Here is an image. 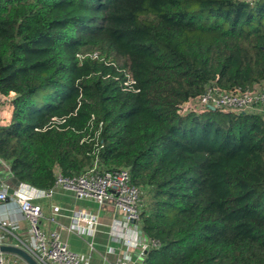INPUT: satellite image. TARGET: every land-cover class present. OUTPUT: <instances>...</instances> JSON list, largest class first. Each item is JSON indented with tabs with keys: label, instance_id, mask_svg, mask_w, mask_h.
Masks as SVG:
<instances>
[{
	"label": "trees",
	"instance_id": "obj_1",
	"mask_svg": "<svg viewBox=\"0 0 264 264\" xmlns=\"http://www.w3.org/2000/svg\"><path fill=\"white\" fill-rule=\"evenodd\" d=\"M211 82L264 84V0H0V158L39 189L127 168L142 264H264V119L179 112Z\"/></svg>",
	"mask_w": 264,
	"mask_h": 264
},
{
	"label": "built area",
	"instance_id": "obj_2",
	"mask_svg": "<svg viewBox=\"0 0 264 264\" xmlns=\"http://www.w3.org/2000/svg\"><path fill=\"white\" fill-rule=\"evenodd\" d=\"M89 55L96 57L97 53ZM134 82L132 78H129L125 81V85L129 87ZM13 97L14 92L8 94L0 92V124L4 107H13ZM212 108L235 114L255 113L264 119V84L255 83L251 88L243 89L241 87L224 88L217 82H211L207 84L201 94L184 102L179 108V112L182 114L188 111L204 112ZM25 186L30 185L21 183L16 188L15 200L29 222V245L26 251L40 264H89L87 258L70 248L62 240L57 230H45L41 227L43 208L41 204L34 201L31 194L23 192L22 188ZM57 188L70 191L78 198H91L100 204L112 200L125 215L126 227L124 229L127 232L134 227L141 229V192L138 186L131 183L127 168L100 172L98 164L95 162L88 171L76 176H65L57 171L54 185L41 191L45 196H50ZM7 197V188L0 190V199L3 200ZM58 209L59 207H54L55 211ZM70 218L69 228L71 230L86 228L89 234L94 233L98 224L97 214L85 209L74 210ZM7 223V221H3L4 225ZM127 241L131 242L132 240L127 238ZM158 245V240L143 233L137 239L135 253L117 258L114 264H134V258L143 261L149 248ZM0 264H8L2 251H0Z\"/></svg>",
	"mask_w": 264,
	"mask_h": 264
},
{
	"label": "crops",
	"instance_id": "obj_3",
	"mask_svg": "<svg viewBox=\"0 0 264 264\" xmlns=\"http://www.w3.org/2000/svg\"><path fill=\"white\" fill-rule=\"evenodd\" d=\"M13 107L5 106L2 110V122L11 121ZM14 175L9 164L0 158V190L7 188L8 197L0 199V244L17 245L27 250L29 245V222L22 214L15 200V191L19 185L13 182ZM24 193L31 194L35 202L41 204L43 217L41 227L45 230H57L68 246L80 252L89 260V264H114L117 258L133 255L136 251L137 239L143 231L139 228L126 227L125 215L112 200L100 204L91 198H78L72 192L60 188L50 196H45L39 188L25 186ZM59 207L58 211L54 207ZM85 209L97 214L98 224L93 234L86 228L71 230V214L74 210ZM3 221H7L6 225ZM127 232V233H126ZM131 238V242L127 241ZM8 264H29L14 252H3ZM142 261L134 258V264Z\"/></svg>",
	"mask_w": 264,
	"mask_h": 264
},
{
	"label": "water",
	"instance_id": "obj_4",
	"mask_svg": "<svg viewBox=\"0 0 264 264\" xmlns=\"http://www.w3.org/2000/svg\"><path fill=\"white\" fill-rule=\"evenodd\" d=\"M15 184L19 185L17 180ZM0 251L2 252H14L24 258L29 264H40L33 256H31L25 249L17 245L0 244Z\"/></svg>",
	"mask_w": 264,
	"mask_h": 264
}]
</instances>
